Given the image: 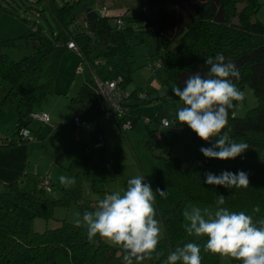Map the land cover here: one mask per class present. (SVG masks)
I'll use <instances>...</instances> for the list:
<instances>
[{
	"label": "trees",
	"instance_id": "trees-1",
	"mask_svg": "<svg viewBox=\"0 0 264 264\" xmlns=\"http://www.w3.org/2000/svg\"><path fill=\"white\" fill-rule=\"evenodd\" d=\"M37 2L42 3L49 13L54 30L49 29L46 33L37 23L27 22L31 33L25 40L31 42L32 53L17 61L0 54V84H7L0 108L16 101L13 135L10 139H3L0 148L35 142L31 132V139H23L21 131L29 130L30 115L40 109L43 98L53 92L61 57L69 51L67 45L70 42L76 46L82 63L88 65L94 74V68H102L103 81H117L118 89L129 93L122 102L126 115L123 119L111 121L124 137L128 130H122L121 123L129 120L130 129H133L139 119L132 113L133 108L159 99L139 89H127L134 70L133 49L145 42L147 33H152L157 62L150 66V70L162 86L174 83L183 88L190 75H205L210 67L205 63L206 58H214L218 52L225 56L226 62L234 63L239 69V80L231 79L243 92L245 86L251 89L256 106L243 118L235 116V108L229 110L230 136L238 143H247L249 148L235 159H229L226 171L248 173L250 184L239 189L219 187L216 200L218 195H223L225 204L219 207L234 212L244 211L253 217L254 222L264 217L253 211L259 205L260 195L264 194V24L255 19L260 8L259 0H143L144 13L136 16L129 13L134 5L130 0H62L61 4L55 0ZM103 9L105 14L101 16ZM29 10L43 17L35 6ZM87 10L98 15L94 42L87 36ZM111 11L115 13L110 15ZM118 21L121 22L120 27ZM175 41L176 49L172 51L170 46ZM0 44L10 46L12 40L0 41ZM161 57H164V63ZM132 101L136 104L132 105ZM175 121H169L172 122L169 128L161 127V122L156 123L155 130L150 129L152 122H144L143 146L162 166L166 187L175 190L180 197L172 208L164 210L154 206L163 230L158 250L164 255L160 260L149 261L160 264L176 247L194 242L202 250L201 264H222L219 255L203 251L207 237L184 240V207L189 203L203 202L205 180L184 167L180 160L171 156L170 151L181 142L184 132L194 134L200 145L211 147L212 143L201 140L187 125L175 124ZM82 127L81 122V127L75 128L79 131ZM206 160V164L200 165H208L210 159ZM69 169L73 172L72 166ZM42 177L36 183L37 190H21L20 185L27 179L23 175L16 182L5 184L0 192V209L5 200L12 201L14 205V209L6 210L0 217V264H124L121 249L108 246L98 236L89 242L83 226L61 221L58 227L43 233L19 229V208L30 210L34 217L49 220L56 205L65 206L79 197L78 180L73 176L76 184L71 188H61V200L47 199L48 192L40 185ZM228 258L231 264H241Z\"/></svg>",
	"mask_w": 264,
	"mask_h": 264
},
{
	"label": "rangeland",
	"instance_id": "rangeland-1",
	"mask_svg": "<svg viewBox=\"0 0 264 264\" xmlns=\"http://www.w3.org/2000/svg\"><path fill=\"white\" fill-rule=\"evenodd\" d=\"M37 1L38 0H0V41L12 40L10 46L0 44V54L8 55L11 59L17 61L32 53L33 47L31 42L25 40V37L31 33V29L27 22L37 23L46 33H48L49 29L54 30V23L49 13L44 9L43 4ZM55 1L59 4L62 3V0ZM131 1L134 5L130 9V15L136 16L143 14V0H130V2ZM259 4L260 8L255 19L264 24V0H259ZM32 6H35L38 11H41L43 14L42 18L35 14L33 10H29ZM113 13H115V11H111L109 14L112 15ZM154 42V35L152 33H147L145 42L135 46L133 49L134 70L132 72V82L128 85L127 89L129 91L139 89L159 99L147 105L139 104L140 106L133 108L132 113L139 117V119L135 127L128 130L124 137L121 135L115 123L105 119L103 112L99 118L87 122L79 133H77L75 126L70 127L66 125L65 129H62L63 127L60 128L51 137H45L44 141L39 142L38 145H35V143L30 144L32 145L30 156L31 163L26 173L27 176L25 175L27 180L23 181L20 185L21 190L25 192H31L34 189L37 190L36 183L41 176L37 178L35 175L36 171H33V168L35 167L39 170L45 168L46 165L49 168L52 164V173L56 176L52 178L53 185L50 184L52 193L48 192L46 194L47 199L61 200L63 198L61 191L63 185L59 181V177L62 175L66 177H77L79 197L71 200L65 206L56 205L53 208L52 217L49 220L34 217L30 210L19 208L17 211L21 218L19 229L22 232L32 230L36 233H43L46 230L58 227L61 221L77 224V220L82 217L83 213L85 211L94 210L97 202L102 199L105 194H111L116 191L123 192L127 186V181L136 176H144L145 182L151 185L156 197L154 206L166 210L178 203L180 199L179 194L175 190L166 187V175L162 166L144 148L142 143L143 136L146 134L145 121L152 122L150 129L155 130L157 129L155 124H159L162 120H176L177 109L183 106L182 102L178 100L172 91V88L176 85L171 83L162 86L157 81L154 72L150 70V66L155 65L157 62ZM176 45L177 41L171 44L170 50L174 51ZM68 53L69 51H66L63 56H66ZM63 56L61 61L65 63L66 57ZM81 62L79 56V64H81L80 69L85 70V77L88 79L89 76H91V82L98 87L97 79L99 81L104 80L103 69L94 68L97 76V79H95L92 69ZM161 62L164 63V57H161ZM74 79V75H70L66 73V71L59 69L56 77V80L60 83L59 90L56 91L53 89V92L46 95L43 100L48 97L46 101L49 103L51 101L53 102L59 96L62 98V101L65 98H73V95H66L70 94V92H68V86ZM78 79L83 83L82 76ZM79 81L76 80V92H80ZM6 91L7 84L1 83L0 101L4 97ZM244 94L245 98L243 102L238 103L235 107V116L237 118H243L248 110L256 106V99L248 86H245ZM133 104H136V102L132 101V105ZM15 105L16 101L0 108V142L6 138L10 139L13 135L14 122L16 119ZM67 113L68 105L61 103L57 110V115L64 116ZM61 122L63 121L60 118L58 124ZM33 125L32 121L30 126ZM163 131L164 129H162V132ZM181 139V142L171 149L170 154L172 157L180 160L184 167L190 168L199 178L205 180V174L208 172L219 175L221 172L226 171V163L228 160L217 159V161H215L210 159L208 165L205 166L198 163V161L206 160V157L202 154L200 149L207 146L200 145L194 134L184 132ZM83 140L87 142L88 147L85 148L84 145L82 146V151L85 150L82 160L77 161L74 165L73 172H71L69 169V162L71 159L69 161L67 160L69 159L68 155L70 151H73L72 148L79 144L78 141ZM66 160L67 163L65 164L64 161ZM80 163H82V165ZM79 165H81V168H79ZM219 187L223 186L207 185L205 183L203 187V202L189 203L184 207V210L191 206H198L201 209L209 208L214 211L217 208L216 190ZM156 189L165 190L166 197L162 198L158 192H155ZM3 190L4 188L0 187V192ZM258 208L259 212L257 213L264 215V194L260 195ZM10 209H14L13 202L5 200L2 209H0V217L3 216L6 210ZM185 223H187V221L184 219L183 227ZM184 234L185 242L191 239H198L197 237L189 236L185 229ZM162 238L163 230L161 239ZM102 241L108 246L114 247L104 240ZM221 262L222 264H231L228 257L221 258ZM142 264L151 263L149 260H145ZM160 264H165V261H162Z\"/></svg>",
	"mask_w": 264,
	"mask_h": 264
},
{
	"label": "clouds",
	"instance_id": "clouds-1",
	"mask_svg": "<svg viewBox=\"0 0 264 264\" xmlns=\"http://www.w3.org/2000/svg\"><path fill=\"white\" fill-rule=\"evenodd\" d=\"M205 63L210 66L205 75L195 73L184 81L183 88H172L183 105L177 109L175 124L187 125L201 140L212 143L211 147L200 149L206 158L235 159L249 148L247 143L233 140L228 127L229 110L245 98L244 92L231 79L239 80V69L234 63L226 62L219 52L214 58L207 57ZM164 126L172 127V122L165 121ZM205 177L207 185L227 189L247 188L250 184L248 173L244 171H223L219 175L208 172ZM59 181L66 189L76 184L74 177L63 175ZM155 192L166 197L165 190L156 189ZM155 199L144 176H136L127 181L123 192L106 194L94 210L85 211L76 226L86 228L89 242L98 236L121 249L124 264L160 260L164 255L158 250L162 226L156 218ZM216 204L214 211L198 206L185 208L182 215L187 221L184 224L186 233L197 238L207 237L204 252L230 257L241 264H264V219L254 222L244 211L219 207L225 204L223 195H218ZM253 211L259 212V208ZM201 251L198 243H186L169 253L165 264H201Z\"/></svg>",
	"mask_w": 264,
	"mask_h": 264
},
{
	"label": "crops",
	"instance_id": "crops-1",
	"mask_svg": "<svg viewBox=\"0 0 264 264\" xmlns=\"http://www.w3.org/2000/svg\"><path fill=\"white\" fill-rule=\"evenodd\" d=\"M79 56L80 55L78 54V52L76 53V51L69 50V53L66 56H63V57H66L65 63H63L60 60L59 69L64 70L66 71V73L75 76L74 81L73 82L71 81L68 86V92H70V94L66 95V96L73 95L72 96L73 98L71 97L65 98L62 101L61 100L62 98H60L59 96L53 102L51 101L49 103H47L46 101L48 97L43 100L42 106L40 107V109L36 110L35 112L45 113L46 115H48L50 121L48 124H44V123H41L40 121L32 120L34 125L30 126L29 130L31 132V136L35 139V142H33L35 143V145H38L39 142L44 141L45 137L47 136L51 137L60 128L63 127L62 129H65L66 125L70 127L75 126L73 119L76 117H78L80 121L83 123V127H82L83 129L84 125L87 122H90V121H93L94 119L99 118L102 115V113L105 111L106 103L100 93L99 87H97L94 83L91 82L92 81L91 76L88 75L89 76L88 79L85 77V70L80 69L81 64H79ZM93 75L95 79H97L96 73ZM80 76H82L83 83L81 82V80L79 81L78 79ZM76 80H78L80 83L79 84L80 92H76L77 90H75ZM55 81L56 82L54 83L53 89L58 91L60 88V83L57 80ZM97 81L99 80L97 79ZM79 86H78V89H79ZM61 103H65L68 105V113L64 116L57 115V110L60 107ZM60 118L63 122L58 124V122L60 121ZM66 129H69V128H66ZM79 131H77V133H79ZM117 134H118V131H117ZM78 142L79 144L74 146L72 148L73 151H70V154L68 155L69 159L67 160L69 161L71 159V161L69 162L70 163L69 168L72 166L74 169V165L77 163V161L82 160V157L85 151V150L82 151V146L84 145L85 148L88 147L87 142L85 140L78 141ZM33 143H30V144H33ZM30 144L29 145L21 144V145H17L15 147H10V148H0V187H3L5 184H10V183L18 181L19 179L23 177V175L27 176L26 173L31 163L30 156L32 152V145ZM67 160L64 161L65 164L67 163ZM212 160H215V159H212ZM215 161H217V159ZM55 163L58 164L57 162ZM80 164L82 165V163ZM81 165H79V168H81L80 167ZM33 169H34L33 171H36L35 175L37 178L39 176L47 175V177L51 181V184L53 183L52 178L53 176H56V175H53L52 173V169H53L52 164L50 165L49 168L46 165L45 168L43 169L38 170L35 167ZM50 193H52V189ZM262 219H264V217H262L260 220Z\"/></svg>",
	"mask_w": 264,
	"mask_h": 264
},
{
	"label": "built area",
	"instance_id": "built-area-1",
	"mask_svg": "<svg viewBox=\"0 0 264 264\" xmlns=\"http://www.w3.org/2000/svg\"><path fill=\"white\" fill-rule=\"evenodd\" d=\"M105 14V10L103 9L100 12V15L103 16ZM118 27H120L121 22L118 21ZM67 48L69 50H73L77 52L76 46L70 42L67 45ZM99 62L96 63L98 65ZM97 85L99 87L100 93L106 103V108L103 113L104 117L108 121H117L119 118H122L126 115L127 111L122 107V102L125 101V99L129 96V93H124L123 91H120L118 89L117 81H97ZM31 120H37L41 123L48 124L49 123V117L45 113L42 112H35L30 115ZM75 127L78 129L81 127V122L79 118H75ZM168 120H163L161 122V127L167 128L164 126V122ZM122 130L126 131L131 128V122L129 120H125L121 123ZM30 131L28 129H23L21 131V137L23 139H31L30 138ZM207 160L199 162V164H206ZM41 188H43L45 191H50V183L49 178L47 176H44L41 178Z\"/></svg>",
	"mask_w": 264,
	"mask_h": 264
},
{
	"label": "water",
	"instance_id": "water-1",
	"mask_svg": "<svg viewBox=\"0 0 264 264\" xmlns=\"http://www.w3.org/2000/svg\"><path fill=\"white\" fill-rule=\"evenodd\" d=\"M86 19H87L88 24H89L87 36L94 42L93 33L95 30V25H96V21L98 19V15L95 11L87 10L86 11Z\"/></svg>",
	"mask_w": 264,
	"mask_h": 264
}]
</instances>
